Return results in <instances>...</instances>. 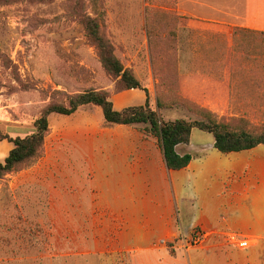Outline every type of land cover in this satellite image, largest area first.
Wrapping results in <instances>:
<instances>
[{"label":"rangeland","instance_id":"rangeland-1","mask_svg":"<svg viewBox=\"0 0 264 264\" xmlns=\"http://www.w3.org/2000/svg\"><path fill=\"white\" fill-rule=\"evenodd\" d=\"M121 9L145 10V32L141 17L114 16ZM80 11L97 20L124 68L151 86L149 104L153 84L172 103L156 109L162 120L206 121L209 113L237 130L264 132L263 33L184 18L177 0H0L1 163L13 148L9 140L33 131L53 92L128 91L101 68L76 19ZM99 115L93 107L51 115L39 157L0 179V264H131L128 256L104 251L120 222L112 218L118 194L108 178L94 177L88 160L99 156L98 138L108 136L100 135L103 128L113 127ZM198 135L210 150L212 137L197 130L191 145L180 148L201 151ZM246 154L258 182L264 180V147ZM196 232L167 244L192 246Z\"/></svg>","mask_w":264,"mask_h":264},{"label":"crops","instance_id":"crops-1","mask_svg":"<svg viewBox=\"0 0 264 264\" xmlns=\"http://www.w3.org/2000/svg\"><path fill=\"white\" fill-rule=\"evenodd\" d=\"M177 13L219 29L264 34V0H177ZM114 16L141 17L145 32V10L121 9ZM144 87L150 97L151 86ZM152 88L156 97L154 84ZM109 99L115 111L145 103L141 90L110 94ZM152 104L156 109L155 98ZM111 134L124 135L110 138ZM100 135L105 139L98 138L100 148L95 153L99 156L88 158L90 169L94 177L108 178L106 183L119 196L118 204H112V218L120 223L105 253L128 256L131 264L175 260L180 264L183 260L186 264H264V180L258 182L251 169L246 154L251 150L220 154L213 149V138L212 148L205 150L200 142L207 138L198 135L195 144L201 151L187 153L178 145L176 152L189 154L192 160L184 169L171 171L155 139L137 135L124 125L104 127ZM195 230L203 239L192 246H172L171 256L166 244L178 235L187 239Z\"/></svg>","mask_w":264,"mask_h":264},{"label":"trees","instance_id":"trees-1","mask_svg":"<svg viewBox=\"0 0 264 264\" xmlns=\"http://www.w3.org/2000/svg\"><path fill=\"white\" fill-rule=\"evenodd\" d=\"M76 19L81 24L85 37L96 49L101 68L108 75L118 78L125 90H141L145 95V103L142 106H131L115 111L109 99L110 94L105 90L88 89L73 95L53 92L49 96L50 101L33 122V131L25 137L9 140L13 148L3 162H0V179L6 174L23 169L39 157L51 115L68 117L85 107L98 108L105 126L136 127L144 137L155 139L159 144L164 165L171 171L184 169L192 160L189 154L179 155L176 147L189 143L193 129L210 134L213 138V149L220 154L238 153L264 146V132L253 134L237 130L229 123L216 121L209 113H204L206 121L162 120L156 109L168 108L172 103L162 101L161 96L156 94V109L151 106L148 91L116 57L97 20L81 11L76 14ZM175 103L178 105L183 102ZM167 250L171 255L174 254L171 244H167Z\"/></svg>","mask_w":264,"mask_h":264},{"label":"built area","instance_id":"built-area-1","mask_svg":"<svg viewBox=\"0 0 264 264\" xmlns=\"http://www.w3.org/2000/svg\"><path fill=\"white\" fill-rule=\"evenodd\" d=\"M203 239V234L200 232V231H197L193 238H192V243L195 245V244H198L201 240ZM244 245V244H242Z\"/></svg>","mask_w":264,"mask_h":264}]
</instances>
